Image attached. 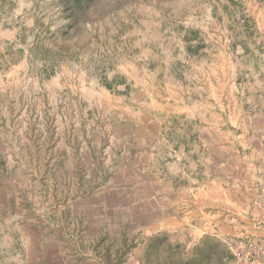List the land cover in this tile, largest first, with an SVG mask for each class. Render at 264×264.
Instances as JSON below:
<instances>
[{"label":"rangeland","instance_id":"1","mask_svg":"<svg viewBox=\"0 0 264 264\" xmlns=\"http://www.w3.org/2000/svg\"><path fill=\"white\" fill-rule=\"evenodd\" d=\"M67 5L72 16L61 0L5 3L21 30L0 68V264H241L236 241L190 236L183 204L171 213L169 199L152 201L151 189L144 193L150 202L135 214L111 217L120 228L105 226L104 206L94 197L103 188L91 179L82 145L96 136L105 142L100 160L109 163L119 150L114 125L139 107L141 94L145 113L155 111L147 100L167 96L174 83L206 93L213 107L217 80L256 77L264 69V0ZM189 35L204 47L191 58ZM248 45L258 55L230 53ZM206 79L214 86H204ZM167 216L181 228L152 229Z\"/></svg>","mask_w":264,"mask_h":264},{"label":"crops","instance_id":"2","mask_svg":"<svg viewBox=\"0 0 264 264\" xmlns=\"http://www.w3.org/2000/svg\"><path fill=\"white\" fill-rule=\"evenodd\" d=\"M7 1L0 0V68H4L6 53L12 50L21 30L17 28L18 17H12L15 9L10 11L5 6ZM189 36L186 50L191 58L204 47L194 45L196 36ZM232 50L230 53L237 50V54H257L249 45ZM5 68L16 67L8 63ZM258 68L262 71L256 77L246 75L227 83L217 80L219 88H214L213 107L207 103L206 93L174 83L167 96L159 94L157 99L147 100L155 111L145 113L146 99L141 94L139 107L127 109V115H122L118 125H114V129L120 125L119 132L113 130L119 150L108 157L109 163L100 160L105 142L93 136V140L82 145L88 151L86 155H90L91 179L103 188L94 197L100 198L104 206L101 209L105 226L120 228L111 217L117 213L135 214L137 208L148 204L147 200L150 202L144 193L151 189L152 201L160 197L169 199L171 213L179 214L183 204V230H190V236L194 231L221 242L253 241L262 249L264 264V69L261 65ZM208 81L204 80L203 85L214 86ZM224 85L231 86L234 93L224 94ZM132 114L137 115L136 120ZM151 123L155 124V131L144 135L148 130L145 127ZM113 124L110 118L111 128ZM104 165L107 171L102 174ZM176 220L171 216L158 218L151 227L160 232L161 225L166 223L167 229L176 231L181 228Z\"/></svg>","mask_w":264,"mask_h":264},{"label":"built area","instance_id":"3","mask_svg":"<svg viewBox=\"0 0 264 264\" xmlns=\"http://www.w3.org/2000/svg\"><path fill=\"white\" fill-rule=\"evenodd\" d=\"M234 249V256L241 264H263L261 261L262 249L255 242H236Z\"/></svg>","mask_w":264,"mask_h":264},{"label":"trees","instance_id":"4","mask_svg":"<svg viewBox=\"0 0 264 264\" xmlns=\"http://www.w3.org/2000/svg\"><path fill=\"white\" fill-rule=\"evenodd\" d=\"M63 2V4L65 5V9L67 12H69L70 16L73 15V11L72 9H70V7L67 5L69 3V0H61Z\"/></svg>","mask_w":264,"mask_h":264}]
</instances>
